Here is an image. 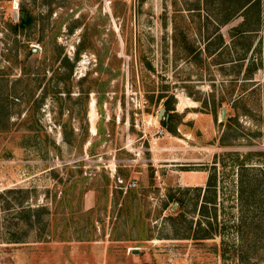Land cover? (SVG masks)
Listing matches in <instances>:
<instances>
[{
    "label": "rangeland",
    "instance_id": "obj_1",
    "mask_svg": "<svg viewBox=\"0 0 264 264\" xmlns=\"http://www.w3.org/2000/svg\"><path fill=\"white\" fill-rule=\"evenodd\" d=\"M243 1L0 0V264H264Z\"/></svg>",
    "mask_w": 264,
    "mask_h": 264
},
{
    "label": "trees",
    "instance_id": "obj_2",
    "mask_svg": "<svg viewBox=\"0 0 264 264\" xmlns=\"http://www.w3.org/2000/svg\"><path fill=\"white\" fill-rule=\"evenodd\" d=\"M97 104H98V105L100 104V99H99V98L97 99ZM169 108H171V103H170L169 100H165V101H164V110H167V109H169ZM165 127H168V129L172 130V129H171L169 126H167L166 124H165ZM256 153H257L258 155H260V157H261V159H262V162L264 163V150H262V149H260V150H256ZM261 213L264 215V211H262ZM252 221H253V223L255 224L254 226H256V225L259 224V225H261L262 227H264V219L262 220V218H260V222L257 223V224H256V222L259 221V219H257V218H255L254 220L251 219V220L249 221V223H252ZM198 223H199V222H198ZM210 225H211V223H210L208 220H206V221H205V227L198 228V226H197V229H201V232H200V234H199L197 237H199V238L208 237L209 234H210L209 229H208V226H210ZM240 226H241V221H238L237 224H236V231L241 232V230H240Z\"/></svg>",
    "mask_w": 264,
    "mask_h": 264
},
{
    "label": "flooded vegetation",
    "instance_id": "obj_3",
    "mask_svg": "<svg viewBox=\"0 0 264 264\" xmlns=\"http://www.w3.org/2000/svg\"><path fill=\"white\" fill-rule=\"evenodd\" d=\"M19 17H18V22L13 26L12 31H19L20 28H22L24 25L29 23V17H28V12L27 10L24 9V7H19Z\"/></svg>",
    "mask_w": 264,
    "mask_h": 264
},
{
    "label": "water",
    "instance_id": "obj_4",
    "mask_svg": "<svg viewBox=\"0 0 264 264\" xmlns=\"http://www.w3.org/2000/svg\"><path fill=\"white\" fill-rule=\"evenodd\" d=\"M223 109H221V116H223ZM164 112V106H159L156 112V117L159 119L161 114ZM166 113V112H165Z\"/></svg>",
    "mask_w": 264,
    "mask_h": 264
},
{
    "label": "crops",
    "instance_id": "obj_5",
    "mask_svg": "<svg viewBox=\"0 0 264 264\" xmlns=\"http://www.w3.org/2000/svg\"><path fill=\"white\" fill-rule=\"evenodd\" d=\"M252 2V0H245V1H243V3H240L239 4V9H242V8H245V7H247L248 5H250V3ZM259 10V9H258ZM259 12V11H258ZM210 37H208V39H209ZM221 43V42H220Z\"/></svg>",
    "mask_w": 264,
    "mask_h": 264
},
{
    "label": "bare ground",
    "instance_id": "obj_6",
    "mask_svg": "<svg viewBox=\"0 0 264 264\" xmlns=\"http://www.w3.org/2000/svg\"><path fill=\"white\" fill-rule=\"evenodd\" d=\"M94 108V107H93ZM93 110V109H92ZM94 112V111H93ZM94 122V119L92 120V123Z\"/></svg>",
    "mask_w": 264,
    "mask_h": 264
}]
</instances>
